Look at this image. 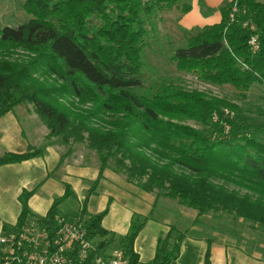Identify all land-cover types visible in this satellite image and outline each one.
<instances>
[{
    "label": "trees",
    "instance_id": "trees-1",
    "mask_svg": "<svg viewBox=\"0 0 264 264\" xmlns=\"http://www.w3.org/2000/svg\"><path fill=\"white\" fill-rule=\"evenodd\" d=\"M22 10L27 22L0 28V118L16 107L34 106L49 139L70 146L61 164L80 145L96 153L99 179L80 209L65 218L85 221L89 238H99L97 252L115 243L102 227L107 211L87 212L88 198L107 169L157 199L195 210V221L226 215L264 233V125L244 120L249 92L264 84V3L233 0L221 9L219 24L192 30L178 25L184 44L169 55L176 71L230 89L240 105L170 81L145 85L144 55L156 40L155 16L177 12L178 23L192 11V0H24ZM252 37L257 53L249 46ZM17 50L26 56L13 58ZM66 98L76 105L61 104ZM257 111L264 114V107ZM41 156L43 150L32 147L5 153L0 168ZM38 189L20 196L15 230L33 220L55 230L59 207L72 190L66 186L64 197L37 219L28 201ZM149 219L134 215L128 234L118 240L128 264H142L134 244ZM10 230L4 226V232ZM185 236L171 227L148 264H176Z\"/></svg>",
    "mask_w": 264,
    "mask_h": 264
},
{
    "label": "crops",
    "instance_id": "crops-1",
    "mask_svg": "<svg viewBox=\"0 0 264 264\" xmlns=\"http://www.w3.org/2000/svg\"><path fill=\"white\" fill-rule=\"evenodd\" d=\"M232 1L192 0V11L184 15L178 25L184 30H192L219 24L222 20L221 9ZM31 113V110L19 106L0 118V156L5 153L23 154L30 147L43 150L41 157L0 168V236L4 233V226L17 225L22 210L19 198L24 191L39 188L28 201V207L34 218L43 219L55 201L64 197L66 186L71 188L72 196L65 202L75 199L79 210L92 184L99 179L100 167L95 164L87 165L86 153L75 151L61 164L62 157L67 153L64 151L66 145L58 138L49 139L47 128L42 124L37 127V115L35 111ZM27 115L32 118V126L28 131V124L23 122ZM35 133L40 135V140ZM160 200L155 194L141 190L127 182L123 176L107 169L88 198L87 212L90 215H98L107 211L102 227L115 241L128 234L134 215L150 216L134 244L135 253L142 264H148L154 259L158 240L166 235L171 227L186 233L176 264H205L208 250L210 264H264V254L249 251L239 245L242 237L238 238L237 242L227 241L226 238L224 241H217L214 236L203 233V220H194L190 227L182 228L176 222L169 223L168 219L155 218ZM178 207L182 208L179 205ZM166 216L173 220L171 215ZM206 217L208 216L201 219ZM208 220L221 223L226 219L214 215ZM238 224L243 225L241 220Z\"/></svg>",
    "mask_w": 264,
    "mask_h": 264
},
{
    "label": "rangeland",
    "instance_id": "rangeland-1",
    "mask_svg": "<svg viewBox=\"0 0 264 264\" xmlns=\"http://www.w3.org/2000/svg\"><path fill=\"white\" fill-rule=\"evenodd\" d=\"M264 3V0H259ZM24 0H0V28H17L23 25L25 22L29 20V17L23 12ZM177 12L174 13H161L157 14L153 20V25L156 26L157 32L154 36H156V40L152 41L150 49H147L144 55V59L146 61V70H145V85L151 86L156 82H174L179 85L185 86L189 89H197L200 91L208 92L214 96H228L237 105L241 104L240 100H236V94L233 93L228 88H216L209 86L203 82H201L196 76L192 74H182L174 68L171 58L169 55L173 54L176 49H179L183 46L182 35L178 27V23L175 21L177 17ZM148 27V26H147ZM22 55L26 56V54L20 50H17L16 54H14L13 58ZM26 60V59H25ZM38 77H40L38 75ZM53 80V79H52ZM48 83H52V81H48ZM72 99H60V103L65 106H71ZM74 102H72L73 104ZM249 112L244 115V120L252 125L260 126L264 125V114H261L257 111V108L262 106L264 107V91L262 86H254L249 92ZM76 105L75 103L73 106ZM80 109L90 108V106H82ZM29 110H31V114L34 113V106H30ZM18 112V111H17ZM34 116V115H33ZM29 118V119H28ZM30 120V121H29ZM28 124V128L26 131L30 129L32 126V118L26 116V119L23 120ZM35 123L38 126L40 122L35 120ZM24 125V124H22ZM28 134V133H27ZM34 135V132H32ZM38 140H40V135L35 133ZM32 141V140H31ZM62 142L61 139H59ZM62 145V144H61ZM64 146V145H62ZM70 149V146H64V151L66 152ZM82 152L86 153L87 165H96L99 167L97 155L95 152L89 151L86 146H78L74 149V152ZM230 190H235L244 194L245 191L240 189L235 185H228ZM169 205V206H168ZM78 209V204L75 199L69 200L65 202L60 207V215L62 217L70 216L73 212ZM169 210H174V212H170ZM166 215H171L173 220ZM155 218H159L162 220L168 219L169 223H178L177 225L182 228L190 227L191 224L197 218V212L189 207L183 206L182 208L175 205V203L169 199H161L156 212L154 214ZM211 217V218H210ZM214 215H210L206 218L199 219L202 225V232L206 235L210 234L214 236L217 241H224L226 238L227 241H238L237 239L242 237L243 240L239 242V245L246 247L249 251L254 250L258 251L261 254H264V233L256 232L250 228H248L245 223L243 225L238 224V221L235 220L231 216L222 215L221 217L226 219L224 222L218 223L215 221L210 222L208 219H212ZM200 232V233H202ZM199 233V232H198ZM233 233V234H232ZM232 235V236H231ZM99 241V238L98 240ZM118 240L115 241L107 249V251H111L113 249H117Z\"/></svg>",
    "mask_w": 264,
    "mask_h": 264
},
{
    "label": "built area",
    "instance_id": "built-area-1",
    "mask_svg": "<svg viewBox=\"0 0 264 264\" xmlns=\"http://www.w3.org/2000/svg\"><path fill=\"white\" fill-rule=\"evenodd\" d=\"M231 18L233 21L234 14ZM249 46L253 53L259 51L256 37L250 39ZM225 115L233 116L228 110ZM217 120L214 115L213 121ZM16 226L8 232L3 230L0 236V264H128L121 249L97 252L98 241L89 238L85 221H68L60 216L55 230L35 220L18 230Z\"/></svg>",
    "mask_w": 264,
    "mask_h": 264
}]
</instances>
